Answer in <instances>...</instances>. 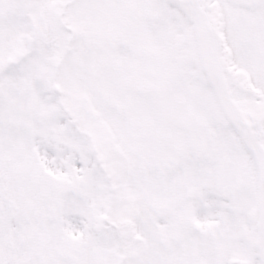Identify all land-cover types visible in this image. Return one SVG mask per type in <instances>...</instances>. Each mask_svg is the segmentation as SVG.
I'll use <instances>...</instances> for the list:
<instances>
[{"label": "snow or ice", "instance_id": "1", "mask_svg": "<svg viewBox=\"0 0 264 264\" xmlns=\"http://www.w3.org/2000/svg\"><path fill=\"white\" fill-rule=\"evenodd\" d=\"M0 264H264V0H0Z\"/></svg>", "mask_w": 264, "mask_h": 264}]
</instances>
